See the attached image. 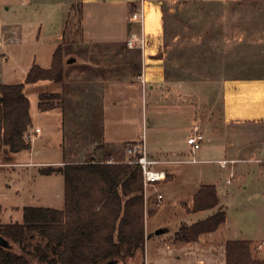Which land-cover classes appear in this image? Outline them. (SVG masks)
I'll return each instance as SVG.
<instances>
[{
	"label": "crops",
	"instance_id": "1",
	"mask_svg": "<svg viewBox=\"0 0 264 264\" xmlns=\"http://www.w3.org/2000/svg\"><path fill=\"white\" fill-rule=\"evenodd\" d=\"M188 1L190 0H82V7L79 6L83 12L79 38L71 37V32H67L68 15L64 13L65 8L68 14L76 5L62 1L53 4L50 10L54 19L55 12H58L59 31L47 37L52 47L43 54L45 61L39 65L49 68L57 47L60 44L64 46L66 68L64 84L62 83L65 88L63 103L43 111L38 106V109L33 111L32 105L30 106L31 148L10 153V160L4 159L7 165L1 169L0 174L8 175L14 171L13 176L17 177L26 175L29 171L22 170L24 167H59L66 163L89 159L129 162L131 156L127 144L134 143L137 146L144 144L150 158L159 161L156 168L165 170L168 175L167 181L157 183L159 187L155 186L156 191L161 189L164 204L153 216L148 213L152 205H149L147 191L145 192L146 264H226L225 245L227 241L236 239L249 240L253 254L261 258L264 255V162L251 159L248 163L234 164L236 161L233 147L228 142L224 143L221 132L216 128L210 129L209 133L208 124L205 135L212 157L201 161L218 164L220 169L225 171V177L221 182L217 177V171H209L207 175L209 180H205L203 179L205 174L201 171L200 177L196 179V186L193 187L191 184L192 164L198 161L190 157L196 153L193 154L191 148L185 149L183 146L182 133L188 131V138L195 126H199L200 120L196 110L198 106L192 101L183 102L175 99L176 94L196 92L192 90L190 81L179 79L184 62L189 61L183 54L186 43L181 39L183 35H188L189 26L184 25L180 16L186 9ZM215 1L238 3L243 0ZM121 2H125L132 13L143 3L144 24L134 20L131 13L125 39L110 38L101 41L86 33L84 4L104 3L114 6ZM166 15H169L174 23L170 33L167 31ZM58 20L56 19L57 23ZM227 24H230L228 29L222 28ZM208 28L209 59L220 54L217 58L221 57L225 61L227 50L234 56L241 53L237 45L242 43L246 36L260 37L258 41H261L264 6L241 4L209 6ZM142 33L149 41L145 52L139 48L128 47V40L133 35L140 36ZM76 42L81 43L83 47L80 62L68 48L71 43ZM255 42L257 41L254 40L252 43ZM188 71H192L191 68ZM73 78L77 80H71ZM71 87L77 89L78 100L68 102L66 105L68 98L66 93L71 92ZM221 92L222 118L225 126L246 122L264 124V75L225 77ZM41 123L45 125L44 134H41L43 132ZM68 123L77 125V137L72 140H77L79 144L73 150L67 148L65 128ZM145 129L152 134H158L159 141L156 146L151 147L148 144L146 134H142ZM56 135L57 142L53 141ZM48 149H56L53 155L55 159L39 160L38 158H43V153ZM254 154L256 158L261 159L264 157V148L253 151L252 155ZM225 161L229 163L225 164ZM57 173L59 172L55 171L49 175ZM60 175L64 181L63 174ZM179 179L188 187L187 194L178 193L173 203L169 199L165 201L166 190ZM204 184L216 185L219 206L226 212L225 222L215 231L202 233L197 241H176L174 235L181 226L204 220L213 215L217 208L198 211L208 212V215L192 223L184 221L183 225H178L170 238V243L167 244V248L173 250L172 253L163 250V254L156 260H150L147 245L156 235V225L153 221L158 215L166 212L175 216L172 219H177L180 215L183 218L189 215L196 217L197 212L190 209L193 208L195 194ZM61 197L62 206L57 205V209L65 207V184ZM163 232L165 231L160 230L158 234L161 236Z\"/></svg>",
	"mask_w": 264,
	"mask_h": 264
},
{
	"label": "rangeland",
	"instance_id": "2",
	"mask_svg": "<svg viewBox=\"0 0 264 264\" xmlns=\"http://www.w3.org/2000/svg\"><path fill=\"white\" fill-rule=\"evenodd\" d=\"M59 1L76 5L73 7L72 12L67 14V8H65L64 13L66 12V15H68L67 32H71V37L79 38L81 35V17L83 15L79 6L82 7V0H0V83L14 84L25 82L30 68L35 63L42 64V61H45L43 54L52 47L47 37L53 36L59 31L58 12L56 11L54 15L58 20L57 23L56 19L53 18V12L50 7L59 3ZM124 3L121 2L114 6L104 3L95 5L84 4V15L87 19L84 25L86 33L101 41L110 38H127V30L130 24L128 19L132 11ZM233 4L264 6V0H243L238 3L232 1L218 2L215 0H190L187 2L186 9L180 16L184 25L188 24L189 26L188 35H183L181 38L186 43L183 54L189 58H186L189 61L184 62L179 79L181 81H190L192 90L196 92L176 94L175 99L183 102L192 101L198 106L196 110H198L200 130L205 134L206 126L209 124V133L213 127L220 131L224 143H230V146L234 149L232 150L235 151L233 153L236 161L234 164L239 162L248 163L251 159H258L264 162V157L260 159L256 158L255 154L252 155L253 151L264 148V124L255 125L254 122H246L225 126L222 118L221 92L225 77H247L252 74L264 75V29L260 30V33H262L261 41H258L260 37L248 35L242 43L237 45L242 54L234 56L232 52L230 54L229 50H227L225 61L221 57L217 58L220 54L213 55L214 57L209 59V6H231ZM173 24V19L166 15V25L169 33L173 29ZM228 27H230V24L222 26L225 29H228ZM254 40L257 42L252 43ZM68 48L72 54L78 57L80 62L82 57L81 50H83L81 43H71ZM78 60H76L75 65H77ZM70 64L72 65L73 63ZM190 68L192 71H188ZM71 80H77V78ZM62 83L41 81L38 84H26L32 110L38 109L40 93L43 91L47 92V94L59 93L61 98L56 99L55 103H63L65 88ZM70 90L71 92L66 93L68 97L66 105L68 102L73 103L78 100L77 89L71 87ZM74 122L76 121L74 120ZM184 122L182 121V123ZM73 125L68 123L65 128L67 148L69 150H73L79 144L77 140H72V138L76 139L77 137V125ZM40 126L43 129L41 134H44L45 125L41 123ZM144 133L148 138V144L151 147L152 145L156 146L159 141L158 134H152L151 131L147 132L146 129L142 132V134ZM187 134L188 131L182 133L185 149L190 148L187 143ZM53 141L57 142V135L53 138ZM208 144L209 141L205 135L202 148L196 152L195 156H190L191 159L195 158L198 161L192 164L193 181L191 184L193 187L196 186V179L200 177L201 171L205 174L203 178L205 180H209L207 176L209 171H217V177L221 179V182H223L225 177V171L221 170L218 164H209V162L201 161L212 157L209 154ZM136 145L134 143L127 144V149ZM54 153H56V149H48L43 153V158L39 157L38 159L43 161L45 159H55V157L53 158ZM129 155L131 158H135L134 155ZM1 163H6L3 154H0ZM45 167H24L22 170L29 169V171L26 172V175L17 177L13 176L14 171L8 175L0 174V222H22L23 208L25 206L55 208L57 205L62 206L61 192L64 185L63 177L60 175L62 173L46 174L42 171ZM4 168V166H1L0 172ZM156 186L159 187L158 184ZM187 188L182 179L177 180L169 190H166L165 201L169 199L173 203L178 193L187 194ZM155 189V187L147 189V201L149 205H152V209L158 210L164 204V199L160 205L156 203L157 195L162 193V191L160 188L158 189L159 191ZM207 215L208 212H197L195 214L196 217L189 215L187 218H183L180 215L177 219H172L175 216L169 215L167 212L158 215L153 221L156 225V235L148 241L147 245L148 258L156 260L164 251L171 254L173 250L168 249L167 244L170 243V238L174 234L175 229L179 227L178 225H183L184 221L192 223L205 218ZM159 230H164L165 232L160 236L158 234Z\"/></svg>",
	"mask_w": 264,
	"mask_h": 264
},
{
	"label": "trees",
	"instance_id": "3",
	"mask_svg": "<svg viewBox=\"0 0 264 264\" xmlns=\"http://www.w3.org/2000/svg\"><path fill=\"white\" fill-rule=\"evenodd\" d=\"M66 62L64 46L53 54L52 64L44 68L35 63L25 82L0 83V154L31 148V102L26 84L39 81L62 83ZM59 93H40L38 108L55 107ZM64 176L65 207L25 206L23 222H0V235L11 246L0 245V264H104L116 259L122 264L145 263V185L139 164L89 159L59 167L43 168ZM214 184H204L194 196L190 209L217 211L175 233L176 241H197L202 233L217 230L226 220ZM157 209H151L150 216ZM226 264H264V255L253 254L246 239L229 240L225 245Z\"/></svg>",
	"mask_w": 264,
	"mask_h": 264
},
{
	"label": "built area",
	"instance_id": "4",
	"mask_svg": "<svg viewBox=\"0 0 264 264\" xmlns=\"http://www.w3.org/2000/svg\"><path fill=\"white\" fill-rule=\"evenodd\" d=\"M132 18L139 21L141 24H144L145 8L143 6V3L141 6L135 8L134 12L132 13ZM148 44L149 41L144 33H142L140 36L133 35L127 42L128 47L139 48L142 52H145ZM28 138L31 141L30 135ZM204 140L205 134L200 130L199 126H195V128L187 138V143L190 146L191 152L193 154H195L199 149L202 148ZM128 153L135 156V158H131L130 161L139 164L142 169L145 192L149 187H155L157 183L167 180L168 175L166 171L156 168V165L159 161L150 158L144 144L129 148ZM193 160L196 161L195 158ZM227 163H229V161H225V164ZM5 165L7 164L1 163L0 167ZM231 177H233V174H231ZM163 199V194L158 193L156 203L160 205L161 203H163Z\"/></svg>",
	"mask_w": 264,
	"mask_h": 264
},
{
	"label": "water",
	"instance_id": "5",
	"mask_svg": "<svg viewBox=\"0 0 264 264\" xmlns=\"http://www.w3.org/2000/svg\"><path fill=\"white\" fill-rule=\"evenodd\" d=\"M72 61L73 60H69V62H72ZM159 231H158V233H159ZM0 245H2L4 247H10L11 246L10 242L6 238H4L2 235H0ZM104 264H120V262L116 259H111Z\"/></svg>",
	"mask_w": 264,
	"mask_h": 264
}]
</instances>
